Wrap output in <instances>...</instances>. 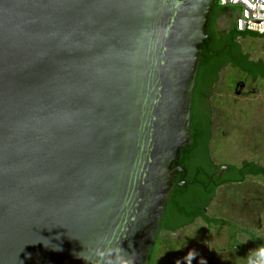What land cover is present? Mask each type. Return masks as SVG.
Here are the masks:
<instances>
[{
	"label": "water",
	"instance_id": "water-1",
	"mask_svg": "<svg viewBox=\"0 0 264 264\" xmlns=\"http://www.w3.org/2000/svg\"><path fill=\"white\" fill-rule=\"evenodd\" d=\"M216 1L0 0V264H149Z\"/></svg>",
	"mask_w": 264,
	"mask_h": 264
},
{
	"label": "trees",
	"instance_id": "trees-1",
	"mask_svg": "<svg viewBox=\"0 0 264 264\" xmlns=\"http://www.w3.org/2000/svg\"><path fill=\"white\" fill-rule=\"evenodd\" d=\"M227 12L234 17V23L231 34L222 36L216 30L215 24L220 14ZM235 13V8L223 7L218 0L216 1L208 30V35L212 40L201 46L203 53L194 95L195 93L196 95L203 94L204 91L208 92L215 81H218L219 72L229 65L240 70L252 80L264 81V62L253 61L249 54L243 52L240 45V41L243 40H263L264 35L238 32L235 27ZM229 51L232 54H229ZM196 100L197 98L194 97L192 142L182 149L178 161L181 167L187 169L188 174L186 177L183 173L178 175L179 181L172 192L160 233L176 234L197 220H202L209 229L224 227L219 220L209 218L206 212L216 198L218 189L229 184H243L250 177L264 179V166L254 161H244L239 166L227 165L229 170L224 173L222 180L218 179L223 165L216 168L210 156L209 99L207 97L204 101L203 112L197 111ZM213 176H215L214 180ZM181 180L188 181L189 186L181 187L179 185ZM231 231L230 238L233 244L228 247V251L224 254L216 249L208 250L201 263V258H195L194 253L187 254L184 244L170 241L161 243L158 238L149 264H161L162 260H167L168 264H175V262L178 264H264V239L261 235L255 231L239 229L236 226H233ZM241 237L248 239L253 247L252 251L248 252L246 244L238 241Z\"/></svg>",
	"mask_w": 264,
	"mask_h": 264
},
{
	"label": "rangeland",
	"instance_id": "rangeland-1",
	"mask_svg": "<svg viewBox=\"0 0 264 264\" xmlns=\"http://www.w3.org/2000/svg\"><path fill=\"white\" fill-rule=\"evenodd\" d=\"M233 23L231 13H222L217 18L215 28L223 31L232 27ZM240 45L253 61L264 62V39L243 40ZM233 86L236 90L244 89L237 94ZM216 90L212 100L216 117L215 135L210 145L211 160L217 166H239L244 161H254L264 166V81L253 82L238 71L227 68L222 72ZM233 116V120H238L234 125L237 130L231 132ZM206 212L209 218L219 219L224 227L209 229L202 220H197L176 234L160 233V242L184 244L187 254L194 253L195 258H201V263L206 251L216 249L225 254L233 244L230 238L232 231L225 224L255 231L264 239V179L250 177L243 184L219 188ZM238 241L246 244L248 252L253 250L248 239L241 237ZM161 264L168 262L162 260Z\"/></svg>",
	"mask_w": 264,
	"mask_h": 264
},
{
	"label": "built area",
	"instance_id": "built-area-1",
	"mask_svg": "<svg viewBox=\"0 0 264 264\" xmlns=\"http://www.w3.org/2000/svg\"><path fill=\"white\" fill-rule=\"evenodd\" d=\"M227 8H235V27L241 33L264 35V5L252 0H218Z\"/></svg>",
	"mask_w": 264,
	"mask_h": 264
},
{
	"label": "flooded vegetation",
	"instance_id": "flooded-vegetation-1",
	"mask_svg": "<svg viewBox=\"0 0 264 264\" xmlns=\"http://www.w3.org/2000/svg\"><path fill=\"white\" fill-rule=\"evenodd\" d=\"M220 34H222V36H226V35H230L231 34V32H232V27L230 26L228 29H226V30H221V31H218ZM212 40V39H211ZM225 52V51H224ZM229 54H232L230 51H229ZM227 68H231V69H233V70H236V71H238L239 72V74H241L242 76H244V77H246V78H248V79H250V80H252L250 77H248L247 75H245V74H243L240 70H238V69H235V68H233L231 65H229V66H226V67H224L220 72H219V78H218V81H215V83L211 86V88L209 89V91L208 92H206V91H204V92H202L203 94H197L196 95V93H195V95H194V97H195V99L197 98V100H196V104H197V111L198 110H200L201 112H203V110H204V101H205V99H207V97H208V106H209V108H208V111H209V113H210V125H211V128H210V131H211V143H212V140L214 139V126H215V115H214V113H213V107H212V100H213V98H214V96L216 95V89H217V86L219 85V82H220V79H221V74H222V72L224 71V70H226ZM253 82H257V81H259V80H252ZM234 88H235V93H237V94H240L241 93V91H243V89L244 88H242V90H236V87L235 86H233ZM231 88V87H230ZM234 88L232 89V92H234ZM197 96V97H196ZM232 99H234V98H232ZM234 100H236V99H234ZM233 100V101H234ZM192 111H193V107H192ZM234 119V116H233V118L231 119V122H232V124H230V126H231V128H230V131L231 132H233V131H235V129L237 130V127H235L234 125L236 124V120H233ZM238 121V120H237ZM211 143H210V145H211ZM180 160V159H179ZM216 166V168L217 167H219V166H217V165H215ZM224 167V166H223ZM227 167H229V166H227ZM184 168V167H183ZM186 169V168H185ZM186 171H187V169H186ZM215 173H217V174H219V172H215ZM179 174H182V173H177L176 174V182H175V185H174V189H176V185H177V183H178V181H179V179H178V175ZM187 174H188V172H187ZM187 174L186 175H184V177H186L187 176ZM223 176H224V174L222 175V177H218V179L219 180H222L223 179ZM214 177L215 176H213V180H214ZM184 183L186 184V187L185 188H187L188 186H189V183H188V181H186V180H184ZM223 187V186H222ZM212 219V218H211ZM214 220H219V219H217V218H214ZM220 221V220H219ZM225 225H228V228L229 229H231L232 230V227L234 226V225H232V224H225Z\"/></svg>",
	"mask_w": 264,
	"mask_h": 264
}]
</instances>
